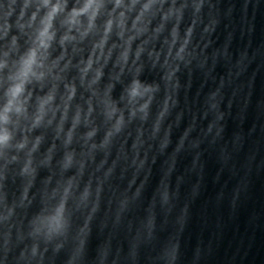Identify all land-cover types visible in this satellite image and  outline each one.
Returning <instances> with one entry per match:
<instances>
[{
  "label": "clouds",
  "instance_id": "obj_1",
  "mask_svg": "<svg viewBox=\"0 0 264 264\" xmlns=\"http://www.w3.org/2000/svg\"><path fill=\"white\" fill-rule=\"evenodd\" d=\"M260 4L0 0V264H206L209 159L204 213L264 173Z\"/></svg>",
  "mask_w": 264,
  "mask_h": 264
},
{
  "label": "water",
  "instance_id": "obj_2",
  "mask_svg": "<svg viewBox=\"0 0 264 264\" xmlns=\"http://www.w3.org/2000/svg\"><path fill=\"white\" fill-rule=\"evenodd\" d=\"M249 20L254 25L251 36L253 46L264 42V0L253 13L248 11ZM239 24V15L236 18ZM247 36L241 38L237 31L234 49L247 42ZM255 64L249 69L251 72ZM264 95V71L257 74L253 91V106L248 109L245 127L255 119V100ZM215 172L214 161L209 159L206 190L193 204L192 219L188 229V237L193 243L202 240L210 244L212 254L207 257L206 264H264V173L253 174L250 188L239 206L232 210L227 203L220 207L209 208L204 213L206 202L216 191L211 183Z\"/></svg>",
  "mask_w": 264,
  "mask_h": 264
}]
</instances>
